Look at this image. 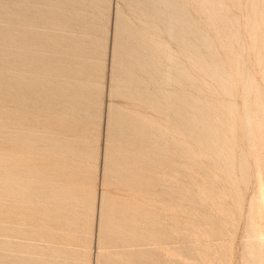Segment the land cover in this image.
I'll use <instances>...</instances> for the list:
<instances>
[{
	"label": "rangeland",
	"instance_id": "rangeland-1",
	"mask_svg": "<svg viewBox=\"0 0 264 264\" xmlns=\"http://www.w3.org/2000/svg\"><path fill=\"white\" fill-rule=\"evenodd\" d=\"M177 2L182 5L188 13L192 25L191 31L189 33H183L178 26L175 28V38L171 39L168 31L164 29L161 39L170 43L177 61L181 64L179 65L181 74L178 75L182 84L181 90L190 92L194 102L203 106L212 119L210 124L213 130L206 132L202 129L195 128L194 131L198 134L195 135L192 128H187L180 123L178 127L173 129L165 114L156 115L152 109L144 105L139 106L126 98H117L110 95L109 79L113 46V21L115 17V8L119 0H109V5L105 8L106 11L100 15V22L102 25L99 27V31L96 34V36L102 40V47L97 49L93 60L89 59L88 56L85 62L87 66L85 65L83 72V74H85L83 77L84 80L92 78V80L97 83L96 86L98 85L96 87L95 104L91 107L90 118L77 115L73 111V105H69L66 109L67 119L65 120V125H71L72 130L70 133L73 137H76V139L72 141L73 145L80 146V148L83 147L82 149L88 146V150L92 152V155L86 158L81 156L84 154V151H82L80 157L78 155H71L69 159H67L70 168L68 169L75 173L77 172V175H74L73 172V179L77 181L75 186L78 188L74 186L70 188L73 190L72 192L78 196V199H72V202L70 201V203L60 208L62 211H60V214L62 213V216L65 214L69 219L67 220L66 216H64L65 219L63 218L61 221L55 212L51 211L53 212L51 213L46 210L47 206H45V204L42 205V207L41 204L34 202V200H28V202H26L27 199L23 196L17 198L8 196L6 192L2 191V188H0V201H2V203L0 202V208L2 206L6 208L10 205L16 206L17 209L19 208L16 213H12L11 210L7 211L12 216L11 220L6 216L7 219H3V216L0 215V217H2L0 218L1 262L4 256L11 257L12 254H16V259L26 264H34L38 259V256L33 253L34 247L38 246L39 242L40 245L48 244L46 241H43L38 234H34V230H42L41 232H45L46 230L47 232L50 229H65L72 231H69L71 232V236L75 237L72 241H80L79 245L73 242L72 246H75V248H73L74 251L70 246L67 248V245L64 247L67 251V256L58 257L57 259L53 258V260H61L57 264H97L96 258L100 251L98 246H96L97 249H95L94 246L98 245V243H95V240L98 242L97 235L100 231V218L98 219V217H100V212L98 213V211L101 210L102 195L106 194V201L109 200V202H111L113 200L114 203H119L118 205L120 206L123 202L124 204L126 202V207L128 204V206L136 205L139 208L136 207V210L137 215L141 216V218L139 217L141 220L137 217L136 224L140 225L141 223L140 228L145 229V231L148 229L147 231L150 232L149 238H151L152 232H155L153 228L149 231V226L153 224V222H155L154 220L158 219L159 216L155 225L157 229H159V232L156 230V233L158 232V234L161 235L156 236L157 234L155 233L156 235L152 236L156 237V239L153 238V241H156L154 245L148 240L141 242L144 254H147L150 249L154 250V253L150 251L153 257H151L152 255H150V252L147 257H145L144 254L141 255L143 259H148V261L145 260V262H143V259H138L141 256H136L138 260L134 256L131 257L133 258L131 259V253L129 254L130 256L127 255L132 251L133 247H136V249L133 248V250L135 249L139 252L140 250L138 249H142L140 245V247H137L138 244H134L135 242L133 245L131 244L132 247L129 245L127 247L121 246V250L119 247L118 249L120 251L116 253L115 250L117 246H119V243H115L117 244L115 246L116 249H114L115 247L112 245V250L109 248L110 244H108L109 247L106 245L109 248H106V250H111L110 252H112V255L109 254V251L106 254L105 249L102 250V254L104 255L105 253L106 257H104L105 261L102 259L103 261L101 260L100 264H104L105 262L107 264L109 262L108 260L118 264L121 260L118 261L116 258L120 259L122 250H125L123 255H126V259H131L135 263L138 262L137 264H139L140 261L145 264H151L150 260L155 257V260L159 259V261L154 260L156 264H264V0H214L217 8L215 12L209 6L205 5L204 0H177ZM123 11L128 13L127 8H124ZM208 13L210 15L213 14L215 18L211 19ZM129 15L131 16V14ZM8 24L10 23L7 22L4 17L0 18L1 27H6ZM92 64H95L93 75L86 71L89 67L90 69L92 68ZM9 69L12 74L15 75L17 73L16 66L9 65ZM247 78L253 80L255 88L247 90ZM7 89L11 92L16 89V86L13 84L9 86L3 85L0 90L2 92L0 96V154L10 156L20 154V156H22L24 153L22 150L25 148L21 146L24 144L23 142L25 139L29 138V136L30 138H36L38 136V138H40L39 142L32 144L34 147L33 153L36 156V161L45 162L47 148L45 149L44 147V141L51 134L44 133L46 125H49L50 121H48L46 117L49 110L43 108L42 105H47L48 100L41 101L39 104L35 105V108L33 107V109H37L36 107H39V105L42 107V109L40 107L37 109L38 126L36 128H31V130L25 129V125H21L22 127L18 128V125L14 121L15 116L12 115V112L16 111L20 104L16 98L5 96ZM110 103H115L121 108H126L138 114H146L148 118L154 119L157 128L161 130L166 139H168L167 150L170 157L169 159L154 163V156H151L150 161L149 159L148 161L154 163H152L153 165L150 164L151 166L155 165L154 168L151 166L148 167L147 159L145 161L146 165H142L143 169H140V167L138 168L141 172L148 174L147 176L149 177L152 174L154 178L151 175V181L155 180L154 183H150L152 185L149 183L146 184L145 181L147 180H144L143 185H146V187L139 186L141 190L137 188V185L136 187H131L134 190H130L129 188V191L128 187L126 189V186H124L123 189V186L120 184V187L115 188L117 183L115 184V181L111 179L108 183L112 185L107 184V187H105L103 184L102 180H104L106 174V153L104 156V152H106L108 146V144L105 143H107L106 130L108 126V109ZM259 110L261 112H259ZM8 113L9 118L6 117ZM76 117L77 121H75ZM74 130H76V132ZM210 136L219 137L224 143L223 147H220L219 150L212 148L208 143ZM78 141L82 142L79 143ZM25 152L26 154L24 155H27V150ZM125 153L126 152L121 153L124 154L122 156L127 155V159H134L133 154L130 155ZM136 160L137 159L133 161L130 160L129 163H133ZM141 160L142 159L139 161ZM77 161L79 163H77ZM146 166L148 170L150 169L152 172L147 171V169H145ZM78 169H80V171ZM78 172L83 175L79 176ZM103 172L105 173L104 176ZM0 174H2L0 175L1 178L3 173L0 171ZM78 178L79 181L77 180ZM83 178L88 180L85 182ZM139 179L138 177L137 180ZM80 180L83 181L80 182ZM112 182L114 183L113 189H111L113 186ZM137 182L140 184L141 180ZM119 185L117 184V186ZM33 186H35L34 183ZM86 186L89 187V189ZM83 187H86L88 190ZM43 188H45V186L39 187L37 191ZM79 188L80 191L77 190ZM146 188L149 190H146L145 194L144 190ZM175 190L177 192H175ZM138 191H141V193ZM79 194L89 199H82ZM109 197L110 199H108ZM98 202L101 206H98ZM83 205L84 208H82ZM114 205L111 204V206ZM118 205H115L114 208H117ZM120 206L118 208H120ZM66 209L67 211H65ZM123 210L122 208L120 211ZM138 211L144 213L139 214ZM153 211L156 212V214ZM121 213L126 214V209ZM147 213H149L148 216ZM152 213L154 214L151 215ZM24 214L29 215V219H27ZM81 214H84V216H81ZM40 215L43 218H41ZM45 215L48 217L47 223H51L45 224ZM144 215L147 216L149 226H147V222H145L146 225L144 222H141L144 219V221H146V216ZM152 216H154L155 219H153ZM72 217L76 220H74L75 223L73 225L71 224V220H73ZM142 217L144 219H142ZM25 219L28 220V222ZM82 219L83 221L81 222L80 220ZM32 220H34V222ZM60 221L62 223H60ZM16 222H18V224ZM54 222L56 223L53 224ZM158 222L159 225L157 224ZM9 223H11V225ZM57 223L58 225L56 226ZM15 224L19 227L22 225L21 228L18 227V230L23 229L21 232L24 233L20 232L15 234L6 232L9 228L7 225L11 226L9 230H14V228L17 227ZM79 225L82 226V229L78 228ZM135 227L137 228L138 226ZM140 228L138 227V230H140ZM83 229H86V232L82 233ZM160 231H164L163 235L165 237L162 236V232ZM107 232L109 231L107 230ZM107 232L105 231L106 235ZM77 233L83 234V236L79 234L78 237L88 235V237L83 239L84 241L92 239L91 244L86 241V243L89 244L87 245L83 241L85 243V245H83L81 241L82 237H79L80 239L77 238L75 235ZM10 238H12V241H10ZM34 239L37 242H35ZM5 240L10 242L11 245L6 246V244L3 243ZM150 240L152 241V238ZM145 241L147 242L144 246L143 243ZM148 242L149 245L146 247ZM158 242H160L161 246L157 245ZM19 243L22 244V246L19 245ZM87 246H89V248ZM152 246L154 247L152 248ZM78 247L80 250H78ZM145 247L147 250L150 248L149 251L145 250ZM126 250L129 252L126 253ZM113 253L115 255H113ZM118 253L119 255H116ZM156 253L159 255H156ZM69 254L77 256L76 258H78L80 262L82 260L84 262H77L78 259H75V256H69ZM80 255L86 259L84 260ZM109 255L110 257H108ZM112 256L116 258L112 259ZM89 257L90 261L88 260ZM64 258H66V260ZM111 259L113 261H111ZM131 260L128 264L133 262ZM122 262L127 264L125 260H122ZM142 262L140 264H143Z\"/></svg>",
	"mask_w": 264,
	"mask_h": 264
},
{
	"label": "bare ground",
	"instance_id": "bare-ground-1",
	"mask_svg": "<svg viewBox=\"0 0 264 264\" xmlns=\"http://www.w3.org/2000/svg\"><path fill=\"white\" fill-rule=\"evenodd\" d=\"M204 3L205 5L209 6L214 12L216 11L217 8L214 0H204ZM108 5L109 0H0V18L4 17L6 21L10 23L6 27L0 26V90L3 85L9 86L10 84H13L16 86V89L12 90L11 92L9 89H7L5 96H12L19 101V107L16 111L12 112V115L15 116L14 121L18 125V128L22 127L21 125H25V129L31 130V128H36L38 126L37 109L39 107L42 109V107L40 105L39 107H36L37 109H33V107L35 108V105L39 104L41 101L43 102L44 100H48L47 105H42L43 108L49 110V113H47L46 117L48 118V121H50L49 125H46V130L44 131V133L51 134L44 141V147L45 149L47 148V156L45 157V162H41L38 160L36 161V156L33 153L34 147L32 146V144H36L39 142L40 138H38V136L36 138H30L29 136V138L25 139V141L23 142L24 144H22L21 147L27 150V155H24L26 154L25 149L22 150V152H24L22 156H20V154H15L14 156L0 154V171L3 173V176H1L0 178V188H2V191H5L8 196H13L16 198L23 196L27 199L26 202H28V200H34V202L41 204V206L45 204V206H47L46 210L55 212V214L59 216L61 221L66 215L63 214L62 216V213L60 214V208L67 205V203H70L72 199H78V196L75 195L74 192H72L73 190H71L70 188L71 186H74L76 188L78 187L75 186L77 181L73 179L74 171L69 170L70 168L68 166L69 163L67 162V159H69L71 155H78L80 157V153L82 151H84V154L81 155L83 158L92 155V152L88 150V146L84 147L85 149H82L83 147L80 148V146L73 145L72 141L73 139H76V137H73V135L70 133V131L72 130L71 125H65V120L67 119L66 109L69 105H73V111L77 115H80V117L83 116L90 118L91 107H93L95 104L97 92L96 87L98 85L96 86L97 83L94 82L92 78L84 80L83 77L85 76V74H83V72L88 56L89 59L93 60L94 54L97 52V49L99 47H102V40L99 39L96 34L99 31V27L102 25L100 22V15L106 11L105 8H107ZM124 8H127L128 13L123 11ZM129 14H131V16ZM208 15L211 19L215 18L213 14L210 15L208 13ZM178 26L181 28V31L183 33H189L191 31L192 25L188 17V13L184 9V7L177 2V0H119V3H117V6L115 8V17L113 21V46L110 60L109 79L110 95L117 98H126L130 102H135L139 106L144 105L152 109L156 113V115L165 114L169 119V122L173 129L178 127V124L180 123L187 128H192L193 133L195 135H198L197 132L194 131L195 128L202 129L206 132L213 130L210 124L212 122V119L211 117H209L203 106L194 102L190 92L181 90L182 84L178 77V75L181 74V70L179 69V65L181 64L177 61L176 55L170 43L165 42L161 39L164 29L168 31L171 39L175 38V28ZM9 65L16 66L17 73L15 75L11 73ZM94 65L95 64H92L91 69L90 67H87V73L93 75ZM246 88L247 90L255 88V83L253 82V80H251V78L246 79ZM1 94L2 92L0 91V96ZM116 106L118 105L115 103H110L108 109L109 117L106 130L107 143H105L108 144V146L106 148V152H104V156L106 153V174L104 173V171L103 176L105 174V177L102 181L105 187H107V184H111L108 183L111 179L115 181V184L117 183L118 185L120 184L121 186H123V189L124 186H126V189L128 187V191L129 188L131 190L133 189L131 187H136V185L138 186L137 188L141 190L140 187H146V185H143L144 180H147L145 181L146 184L154 183L155 181H151V177L153 176L152 174V176L150 175L149 177L147 176L148 174L140 171V169H143L142 165H146V159L148 162L146 163L149 165H147L148 167H150L157 161L169 159L170 157L167 150L168 139H166L162 131L157 128L154 119L148 118L146 114H138L129 111L126 108ZM259 112L261 111L259 110ZM6 117L9 118V113ZM75 121H77V117ZM74 131L76 132V130ZM81 142L82 141H80L79 143ZM208 143L212 148L217 150H219L220 147H223L224 144L223 141L217 136H210ZM123 152H126L125 154L130 155L133 154L134 159H142V162L136 160L133 163H129L130 160L133 161L134 159H127V155L122 156L124 155L121 154ZM151 156H154L155 160L152 158L154 163L152 161L149 162ZM77 163L79 162L77 161ZM147 166L145 169H147V171H150V169L148 170ZM139 167L140 169H138ZM151 167L154 168L155 165ZM78 170L80 171V169ZM150 172H152V170ZM75 174L77 175V172H74V175ZM80 175L83 174L80 173L79 176ZM138 177L140 178L139 180H137ZM79 178L77 179L78 181ZM86 180L88 179H85L84 181L86 182ZM140 180L141 183L139 184L137 181L140 182ZM82 181L80 180V182ZM33 183L35 186H33ZM117 184L115 188L120 187V185L117 186ZM43 186H45V188L37 191L39 187ZM86 187L83 188L86 189ZM87 188L89 189V187ZM113 188L114 183L111 189ZM77 190L80 191V188ZM146 190L149 189L146 188L144 190V193ZM138 192L141 193V191ZM175 192L177 191L175 190ZM79 195L82 199H89L81 194ZM105 195L103 194L101 198L102 206L98 202V206H101V210L98 211V213L100 212V217H98V219L100 218V231L98 229L99 234L95 232L98 234V242H96L95 240V243H98V245L94 246L95 249H97L96 246H98L100 251L98 252L99 254L97 253V264H100L102 259H104L105 261V253L107 254L108 251L109 254L112 255V252H110L112 250L111 246L113 245L115 247L117 245L115 243H119L117 249L116 247L114 248L116 249L115 253L121 250V246H131V244L133 245L134 242V244H138L137 247H142L141 242L144 240L150 241L153 245L156 244V241H153V238L156 239V237L152 236L156 234V236L161 235L158 234L159 229H157L155 225L156 221H158L159 219V216L158 219H155L154 216H152L153 219H155V222L152 221L153 224L150 223V226L149 222H147V216L149 213H147V216L144 215L146 216V221H144L145 219L142 217V219L144 220L141 222L148 223L147 226H149L150 228L147 226L146 227L149 228V231L152 228L153 230H155V232L153 231L154 234L153 232L151 234V238L153 241L152 242L150 240L151 238H149L150 232L147 231L148 229H146L145 231V229L140 228L141 223L140 225L136 224V218H141V216L137 215V206H128L127 204V207L129 208L128 209L125 206L126 202L125 204L123 202L124 205L120 203L123 205H121V207L120 205H118L119 203L115 202V204L113 200H110L112 203L109 202V200L106 201L107 196ZM108 199H110V197ZM0 202L2 203V201ZM105 202L107 203V205ZM109 203L113 205L115 204L116 206L118 205V207L120 206L121 209H126V214L121 213L124 212V210L120 211V208H114L115 205L111 206V204ZM82 208H84V205ZM18 209L14 205H10L6 208L2 206L0 208V215L3 216V219L8 218L9 220H11L12 216L7 211L11 210L12 213H16ZM65 211H67V209ZM70 213L72 214L71 211ZM75 213L77 214L76 211ZM138 213L143 214L144 212L140 213V211H138ZM154 213L156 214V212ZM154 213H152L151 215H153ZM24 216L29 219V215L24 214ZM81 216H84V214H81ZM44 218L45 224L51 223H47L48 217H46V215ZM66 218L67 220H69L67 216ZM74 220V218L73 220H71L72 225L75 223ZM26 221L28 222V220ZM32 221L34 222V220ZM61 221L60 223H62ZM80 221L82 222L83 219ZM16 223L18 224V222ZM55 223L56 222H54L53 224ZM9 224L11 225V223ZM17 224L15 225L17 226ZM157 224L159 225V222ZM10 225H7L9 226V228L8 230H6V232H12L16 234L20 233L23 230H18L19 226H15L16 228H14V230H9L11 227ZM57 225L58 223L56 224V226ZM20 226L22 227V225ZM135 226H138L140 230H138V227L136 228ZM75 228L73 229L76 230L77 228ZM78 228L82 229V226L79 225ZM104 230L106 232L107 230L109 231L107 232V235ZM156 230L158 231L157 233ZM41 231L36 229L34 230V234H38V236H40L43 241H46L48 244L40 245L39 242V245L34 247L33 253L38 256V259L34 264H57L61 260H56V262L53 260V258L57 259L58 257L67 256V251L64 249V247L68 245L67 248L70 246L74 251L73 248H75V246H72L73 242L77 243L78 245L80 242H75V240L72 241L75 237L71 236V230L50 229L47 232L46 230L45 232ZM83 232H86V229H83L82 233ZM160 232H162V236L165 237L163 235L164 231ZM79 234H75L77 238H81L83 236V234H80L82 236L78 237ZM85 237H88V235H84V237L81 238L82 242L84 241ZM89 240H85L84 242L86 243L87 241L90 242L89 244H91L92 239L90 241ZM10 241H12V238H10ZM84 242L83 245H85ZM146 242L147 241L143 243L144 246ZM3 243L6 244V246L11 245L7 240L3 241ZM103 244L105 246L107 245L108 247V244H110L109 248L111 250L107 251L106 248H109L107 246L105 247ZM19 245L22 246V244L20 243ZM148 245L149 242L146 247ZM157 245L161 246L160 242H158ZM87 247L89 248V246ZM119 247L120 250L118 249ZM146 247L145 250H147ZM153 247L154 246H152V248ZM90 248L94 249L92 247ZM133 248L136 249V247ZM133 248L132 251H128L129 253L126 250V253H128L127 255H131L130 258L133 256L138 257L144 254L143 247L142 249H138L140 250V252L135 249L133 250ZM103 249H105L106 251H104V255L102 254ZM149 249L150 248H148L147 251H149ZM78 250H80V248ZM150 251H153L154 253L153 249H150ZM149 252H147V254H144L145 257L149 256ZM123 253H125V250H122V256H120V259L113 256L112 259L116 258L118 259V261L121 260L120 262H118V264H126L125 262H122V260L127 261L128 264V262L133 258L128 260L125 257L126 255L124 256ZM70 255L71 257L75 256L69 254V256ZM113 255L115 254L113 253ZM116 255H119V253ZM150 255H152L151 252ZM156 255L159 254L156 253ZM15 256L16 254H12L11 257L4 256L2 262L0 260V264H26L23 261L16 259ZM76 257L77 256H75L74 258L78 259ZM81 257L83 258V256ZM108 257H110V255ZM151 257H153V255ZM155 258H153L152 260L156 264L155 261H159V259L157 258L158 260H155ZM64 259L66 260V258ZM112 259L111 261H113ZM138 259L142 260L143 258L141 256ZM88 260L90 261V257L88 258ZM145 260L148 261V259H143L142 261L145 262ZM152 260H150L151 264L153 263ZM78 261L79 259L77 260V262ZM108 261L110 262V260ZM142 261H140V263ZM81 262L84 261L82 260ZM137 263L138 262H134L133 264ZM104 264H106V262ZM112 264L117 263L113 262Z\"/></svg>",
	"mask_w": 264,
	"mask_h": 264
}]
</instances>
